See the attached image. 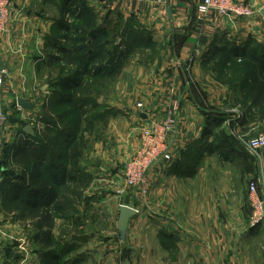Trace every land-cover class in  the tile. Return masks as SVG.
Returning a JSON list of instances; mask_svg holds the SVG:
<instances>
[{
  "label": "crops",
  "instance_id": "1",
  "mask_svg": "<svg viewBox=\"0 0 264 264\" xmlns=\"http://www.w3.org/2000/svg\"><path fill=\"white\" fill-rule=\"evenodd\" d=\"M82 1L72 0L68 5L79 8V12L85 9L90 16H94L95 11L102 27H109L110 12L118 15L128 28L127 34L132 33L135 38L126 47L139 45L125 55L127 60L114 72L118 75L112 89L114 93L118 92V98L108 99L106 104L100 105L102 108L96 110L92 105L85 106L87 118H92L94 113L100 115L103 118L98 123L114 130L108 131L104 140L95 144L88 136L89 144L81 148L77 165L69 163L67 177L62 178L60 150L52 157L47 153L48 136L41 121L59 96L58 88L53 86L56 82L53 80V65L57 63L54 57L59 55L53 53L55 49L50 43L55 32L60 30L63 0H10L8 31L0 36L3 66L9 72L0 91V113L5 117L3 127L10 126L14 142L22 135L39 140L38 148L46 153L38 164L45 171V188L52 190L54 204L61 201L62 185H67L71 189L68 198L73 204L98 203L100 209L110 211L118 221L120 208L126 204L124 201H130L132 207L134 198L137 202L142 200L136 189L120 193L122 164L140 148L141 134L146 126L162 123L168 115H174L176 125L169 138L174 161L169 165H155L145 178L149 215L160 223L165 220L175 237L170 243V249L175 250L173 255L163 254L160 258L177 264H212V261L232 264L229 250L232 236L230 241L226 236L232 234V227L218 223L208 228L205 223V176L210 157L205 156L199 166L198 162H188V154L193 145L197 147L205 139L210 143L213 141L214 132H208L207 127L222 113L221 117L226 116L231 126L242 117L241 111L235 108L241 95L232 92V85L220 79L219 64L222 60L232 64L237 59L242 62L263 55L264 0H236L255 11L252 18L243 20L223 18L215 12L201 20L198 7L203 0H170L171 17L161 0ZM87 14L84 13V20ZM104 74L101 81L109 78ZM237 87L240 91L244 86ZM244 89L241 92L246 95L248 89ZM132 90L135 100L134 93L130 95ZM20 99L28 101L33 109L19 107ZM136 100L145 103L146 112L142 114H146L147 119L143 121H138L141 114L137 115ZM215 115L217 117H212ZM125 116L130 124L122 130L117 129ZM10 117L20 119L23 126L9 121L5 124ZM243 120L236 126L239 134L235 132L236 137H232V143L238 146L237 150L232 148V153L237 155L241 146L238 140L244 143L246 134L243 130L252 122L248 120V124L242 126ZM258 122L262 123L261 120ZM25 125L31 126L34 135L24 132ZM112 135L117 139L106 143ZM3 140L6 142L4 136ZM5 142L1 149V163L13 156ZM214 149L219 154V148ZM52 151L55 152V148ZM211 197L218 200V195ZM132 220L126 241L120 240L117 224L114 233L103 230L92 233L91 241L85 245L92 252L90 264H159L157 258L152 261L153 255H157V243L148 244L147 252L139 233L141 226L132 227ZM160 229L159 226L154 229L155 234ZM246 233L241 232L239 240L248 238ZM251 240L249 238L246 242ZM173 256L175 261L171 259Z\"/></svg>",
  "mask_w": 264,
  "mask_h": 264
},
{
  "label": "rangeland",
  "instance_id": "2",
  "mask_svg": "<svg viewBox=\"0 0 264 264\" xmlns=\"http://www.w3.org/2000/svg\"><path fill=\"white\" fill-rule=\"evenodd\" d=\"M81 3L83 4V1ZM109 15V27H102L101 21L96 19L94 11L93 20L89 24L90 28L87 26L88 24L84 25L88 30L87 33L95 31L99 36V41L109 45L106 52H111L113 51V47L118 46H120L118 47V52L127 54L129 51H133L134 47L136 48L139 45L131 44L127 47L126 45L134 41V35L132 33L127 34L128 28L122 24L118 15L111 12ZM77 23L79 22H75V25ZM64 35L68 36L69 43L64 41ZM83 36V33L70 32L65 34L64 31L57 30L53 40L55 39L65 45L80 47L81 53H84V48H86V52L91 47V44L88 42L84 44L88 46H83L81 42V37ZM53 53L55 55L58 54L59 57H63V54L58 51L53 50ZM250 59L253 58L241 60L246 61V63L248 61L249 64L246 66L245 64L243 66L237 64L239 59L234 60L236 62L232 61V64L227 60H222L219 64V67H221V72L219 73L220 79L232 85V92L235 94L239 92L241 95V100L237 102L236 107L233 105V108L235 107L241 111V119L237 118L236 125L231 126L228 124L226 116L221 117L222 113L216 118L215 122L209 123L207 127L208 132H214L213 141L210 143L208 139H205L204 142L197 145L198 148L196 145H193L188 154V162L191 164L198 162L199 166L204 162L205 156L206 158L210 157L205 176V223L208 228H212L213 225L218 223L221 226L232 227V234H226L227 238L232 236L231 245L228 244L230 245L229 250L232 252V264H264V220L257 226H253L254 208L250 198L251 184L257 183L261 199L264 200V149L254 152L249 148V142L253 138L264 137V107L255 108L251 106L249 99L250 92L247 91L246 95H244L241 92L242 89L238 91L239 87H237L240 85L244 73L254 70V68L258 69L257 62ZM103 61L98 63L113 65V67L109 66V71L112 72L109 78H103L102 81L98 79L95 82L94 79L91 80L87 76L82 77L84 83L89 81L88 84H92L94 101L98 105L106 104L108 99L118 98V92L114 93L112 89V83L116 82L118 75V73L114 74L118 69L117 60L113 56H109L103 59ZM53 66L55 67L54 81H57L60 76H65L73 71V69H69L62 62H57ZM107 84H109L108 87ZM132 93L134 91H130V95ZM80 95L84 96V93L79 92ZM133 98L134 100L136 99L135 93ZM139 103L144 105L143 111L138 109ZM134 105L137 109V115L146 112L144 102H137L136 100ZM74 115L69 105H61L57 108L51 106L44 113V118L41 122L46 126L44 130L46 136L51 139L50 141L49 139L47 140L51 148L54 145V140L57 139L56 134L59 129L63 131L67 130L71 125L70 120L74 118ZM141 115L139 117L140 120L137 118L138 121L144 120L141 118ZM212 117H217V115ZM242 120V126L248 124V120H252V122L250 123L251 126L249 124L247 129L243 130V133L246 134L245 138L243 137L244 143L238 140L241 146H239L240 150L237 152L239 153L237 155L232 153V148L238 149L237 144L232 143V137H236L235 132L239 134V128L236 126L240 125ZM258 120H261L262 123H259ZM122 121L123 124L117 126L119 130L124 129L130 124L127 116ZM208 122L210 121L208 120ZM153 124L146 126L143 130L151 127ZM47 128L49 134L47 133ZM236 128L238 129L236 130ZM110 130H114V128H107V126L105 127L99 123L92 124L90 128H87L88 133L84 132L83 137L79 141H76L75 144L77 143V146L82 150L81 148L84 145L89 144L88 136L91 137L93 144H95L104 140V136ZM36 131L38 133V128H36ZM4 137L6 138V142L4 141L5 145L7 148H11L13 156L11 159L7 158V161L4 160L0 165V264H48L45 261V256L52 252L60 253L61 258L56 262L57 264H90L92 252L85 245L91 241L92 233L100 230L106 233H114L116 224L118 223L117 217L105 208L104 210L100 209L98 203L80 205V202H77L73 204L68 198V187L64 186L62 187L60 198L61 203L65 204V210L61 214L55 215L53 245L47 246L41 241L42 239L40 240L42 233L38 230V219L34 218L31 211H27L22 204L26 199L31 198V191H35L36 189L31 175L38 166H41L38 163L42 162V157L45 155H41L42 150L37 145L38 139H30L28 136L22 135L19 141L14 142V134H12L9 125L6 129L4 128ZM115 139L117 137L112 135L108 137L106 143H112ZM140 140H142V134ZM25 141L30 144V148L28 149L29 155H27L25 150ZM214 148H219V154L214 152L216 150ZM59 150L63 152L62 155L68 154V150L62 144L59 146ZM139 150L140 148L137 152ZM56 151H58V147H55V152L49 153V156H56ZM16 152H19V154L16 155ZM136 154H131L132 156L130 155L131 157L122 164L123 183L119 187L122 193L131 189L126 185L125 171L127 165ZM240 161L245 162L242 163ZM118 165L119 167L121 166L120 163ZM132 189H136L142 200L137 202L134 198L135 201L133 200L134 205L132 207L129 205L130 201H124L126 204L122 206L131 207L140 213L138 217L132 220V227L141 226L139 233L145 242V250L149 247L148 244L151 245L155 242L157 243V255H153L152 261H156L154 259L157 258L159 264H177L160 258L163 257V254L169 253V255H173L175 250L170 249V243L175 240V237L172 233L173 230L168 229L170 228L169 225L166 226L164 223L165 220L160 223L149 215V203L146 201L148 197L147 183L144 180L140 186ZM214 195H218V200L212 199L211 196ZM158 226L162 230H158V233L155 234ZM244 231L247 232L245 236H248V238H244L241 241L239 240L242 236L241 232ZM249 238L253 239L251 240L252 242H246ZM228 241H230V238ZM146 251L148 252V250ZM171 259L175 261L176 257L173 256ZM212 264H218V262L212 261Z\"/></svg>",
  "mask_w": 264,
  "mask_h": 264
},
{
  "label": "trees",
  "instance_id": "3",
  "mask_svg": "<svg viewBox=\"0 0 264 264\" xmlns=\"http://www.w3.org/2000/svg\"><path fill=\"white\" fill-rule=\"evenodd\" d=\"M63 1L64 3L61 9L62 17L59 21L60 30L64 31L65 34L70 32L78 34L83 33L84 36L81 37L83 46H88L84 44L89 42L91 44V47H89L86 52V48H84V53H81V48L77 46L67 44L65 45L55 39L50 43L52 48L63 54V57H54L56 62H62L69 69H73L71 73L65 76H60L53 85L55 88H58L59 92L57 94H59V96L58 98H56V100H54V102H52V107L57 108L61 105H69L72 108V112L75 114L74 118L70 120L71 125L67 130L63 131L59 129L56 134L57 139L54 140V145L52 146V148L49 144L47 146V153L53 152L52 149L55 147H58L59 149V146L61 144L68 150L67 155H62L63 152L61 150L59 151L62 162V178L68 176L67 169L69 163L73 166H76L78 163V159L80 157V147H78L77 143L75 144V142L79 141L83 137V134L87 131L88 127L90 128L92 124H97L103 118L95 113L91 116L92 118H87V111L85 110V106L92 105L93 110L102 107L96 104V102L94 101L92 84H88L89 81L84 83L82 77L87 76L91 80L94 79L95 82H97L96 80L100 79V77L105 72V77H109L112 73L111 71H109V69L110 67H113V65L110 66L107 64L103 65L101 63H98L104 62L103 59H105L106 57L113 56L117 60V66H120L124 61L127 60L125 53L118 52V47L120 46L115 48L113 47V51L111 52H106L109 45L101 43L99 41V36L95 31L87 33L88 30L84 25L88 24L87 26H89L94 16H90V14H87L88 11H85V9H81L80 13L79 8H72V6H69L68 2H71L72 0ZM84 13L87 14L86 20L83 19ZM70 18H73L74 21H69ZM75 22H79L80 24L77 23L75 25ZM64 36V41L66 43H69L70 40L68 39V36ZM262 54L263 55L259 58L251 59L257 62L258 69L254 68V70H250L244 73V77L240 82V85L244 86L242 87V89L247 88L250 92L249 99L251 102V106L255 108L264 107V52ZM237 64H239L240 66H243L245 64L246 66L249 63L248 61L247 63L246 61H242L238 62ZM79 92H83L84 96L80 97ZM90 98L91 100L89 101ZM49 138L50 137H48V139ZM50 140L51 139H49V141ZM29 148L30 144L25 141L26 152H28ZM57 152L58 151H56V154ZM45 153L46 151H41V155H44ZM15 154L17 155L19 154V152H16ZM31 178L32 180H34V186H36V189L35 191H31V198L29 197L30 199H26L24 202H22V204L27 211H31V214L34 218L38 219V230L42 233L40 240L42 239L41 241L47 246H52L54 241L53 228L55 226V215L61 214L65 210V204L63 205L61 201L54 204L55 199L53 197L52 190L45 188L47 182L45 180V171L41 169V166H38V168H36L32 172ZM64 186L66 187L67 185H62V187ZM68 191H71V189H68ZM59 254L55 252L49 253L45 256V261L48 264H57L56 262H58L61 258Z\"/></svg>",
  "mask_w": 264,
  "mask_h": 264
},
{
  "label": "built area",
  "instance_id": "4",
  "mask_svg": "<svg viewBox=\"0 0 264 264\" xmlns=\"http://www.w3.org/2000/svg\"><path fill=\"white\" fill-rule=\"evenodd\" d=\"M9 8L10 0H0V36L8 31L10 21ZM211 12H215L220 17L235 20L249 19L255 15V11L252 8L243 6L236 0H203L198 7L200 19H205ZM8 75L9 72L3 66V55L0 52V91L3 90ZM137 107L143 111L144 105L139 103ZM0 118L2 119V123H0L1 159V149L4 146V127L2 124L5 117L0 113ZM175 125L176 121L173 115H168L162 124L154 123L151 127L142 131L140 150L126 167L125 179L128 187L137 188L140 186L144 182L150 169L155 165H169L173 163L174 156L170 152L169 138ZM249 148L254 152L263 150L264 137L253 138L249 142ZM250 198L254 208L253 226H257L264 220V200L261 199L259 185L257 183L251 184Z\"/></svg>",
  "mask_w": 264,
  "mask_h": 264
},
{
  "label": "water",
  "instance_id": "5",
  "mask_svg": "<svg viewBox=\"0 0 264 264\" xmlns=\"http://www.w3.org/2000/svg\"><path fill=\"white\" fill-rule=\"evenodd\" d=\"M147 1H159V0H147ZM161 1L166 4L167 13L171 17L172 13L170 10V0H161ZM18 106L23 108V109H27V110L33 109V105H31L28 101L23 100V99L18 100ZM141 118L145 120V119H147V115L142 114ZM9 121L11 123L22 124V121L20 119H17L14 117H10ZM0 123H2L1 118H0ZM24 132L28 133V134L30 133L31 135H34V131L31 128V126H29V125L24 126ZM137 215H138V211H136L135 209L128 207V206H121L120 215H119V219H118V223H117V229H118V232L120 234L122 241H126L128 230H129V224H130L131 220L133 218H135Z\"/></svg>",
  "mask_w": 264,
  "mask_h": 264
},
{
  "label": "flooded vegetation",
  "instance_id": "6",
  "mask_svg": "<svg viewBox=\"0 0 264 264\" xmlns=\"http://www.w3.org/2000/svg\"><path fill=\"white\" fill-rule=\"evenodd\" d=\"M8 122V120L6 119V121L4 122L5 124Z\"/></svg>",
  "mask_w": 264,
  "mask_h": 264
}]
</instances>
